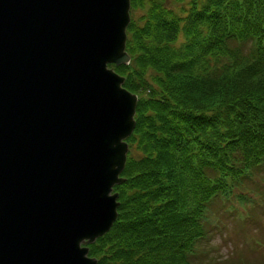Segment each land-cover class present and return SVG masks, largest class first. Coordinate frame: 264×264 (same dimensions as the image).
<instances>
[{"label":"trees","instance_id":"1","mask_svg":"<svg viewBox=\"0 0 264 264\" xmlns=\"http://www.w3.org/2000/svg\"><path fill=\"white\" fill-rule=\"evenodd\" d=\"M129 14L130 61L108 66L137 95L135 124L113 188L117 217L88 256L248 264L210 261L206 246L226 230L213 212L248 203L233 188L264 171V0H130Z\"/></svg>","mask_w":264,"mask_h":264},{"label":"water","instance_id":"2","mask_svg":"<svg viewBox=\"0 0 264 264\" xmlns=\"http://www.w3.org/2000/svg\"><path fill=\"white\" fill-rule=\"evenodd\" d=\"M130 0H0V264H95L137 95Z\"/></svg>","mask_w":264,"mask_h":264},{"label":"rangeland","instance_id":"3","mask_svg":"<svg viewBox=\"0 0 264 264\" xmlns=\"http://www.w3.org/2000/svg\"><path fill=\"white\" fill-rule=\"evenodd\" d=\"M173 9L178 12L174 5ZM233 191L237 195L246 194L250 199L248 203H245L247 200L240 203L234 197L230 201L235 205L233 209L228 207L223 212L220 210L221 205L217 208L218 213L212 211L213 216L219 217L220 215L222 217L228 232L225 230L223 233L216 232L213 235L210 244L206 246V259L220 262L227 258L229 263H234L240 256L248 264L255 262L261 264L258 261H260L259 256H264V171L253 172L249 179L241 181V185L234 186ZM242 216L249 218L247 221L245 220V225L239 222ZM249 220L251 221L248 222ZM239 226L242 228V234H234L233 231ZM254 248L257 251H254Z\"/></svg>","mask_w":264,"mask_h":264}]
</instances>
